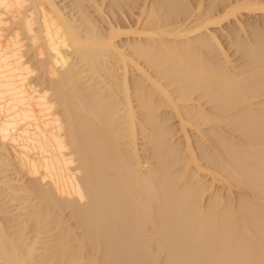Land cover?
Listing matches in <instances>:
<instances>
[{"label": "bare ground", "instance_id": "1", "mask_svg": "<svg viewBox=\"0 0 264 264\" xmlns=\"http://www.w3.org/2000/svg\"><path fill=\"white\" fill-rule=\"evenodd\" d=\"M0 264H264V0H0Z\"/></svg>", "mask_w": 264, "mask_h": 264}, {"label": "rangeland", "instance_id": "2", "mask_svg": "<svg viewBox=\"0 0 264 264\" xmlns=\"http://www.w3.org/2000/svg\"><path fill=\"white\" fill-rule=\"evenodd\" d=\"M205 3L207 4L208 1H206ZM243 18H244V20H246L247 18L249 19V16H248V15H245ZM248 19H247V20H248ZM252 19L254 20V19H260V18L257 17V18H252ZM227 25H228V24H226L225 26L227 27ZM222 42H223L224 45H227V41L225 40V38L222 39ZM175 120H176V119H175ZM175 120H174V122H175ZM172 122H173V121H172ZM176 122H177V121H176ZM176 122H175L174 124H176Z\"/></svg>", "mask_w": 264, "mask_h": 264}]
</instances>
